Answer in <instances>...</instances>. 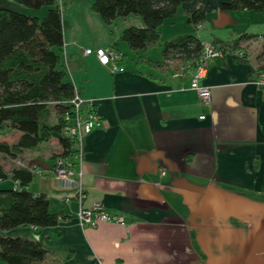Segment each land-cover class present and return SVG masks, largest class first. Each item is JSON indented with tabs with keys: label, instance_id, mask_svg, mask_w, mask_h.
I'll return each instance as SVG.
<instances>
[{
	"label": "crops",
	"instance_id": "crops-1",
	"mask_svg": "<svg viewBox=\"0 0 264 264\" xmlns=\"http://www.w3.org/2000/svg\"><path fill=\"white\" fill-rule=\"evenodd\" d=\"M92 1L62 0L61 64L65 80L91 101L104 126L82 137L80 155L76 145L62 157L55 138L14 157L4 154L2 168L31 171L28 189L44 193L49 211L60 215L53 226L0 233L38 242L47 251L44 264H264V91L253 80L264 72L256 59L261 36L252 31L259 29L257 14L231 11L239 24L228 27V39L215 36L218 25L205 28L210 35L189 26L166 34L161 26L160 48L183 34L203 43L254 35L247 45L259 37L242 59L226 50L209 60L200 79L211 92L204 102L190 88L187 61H164L161 49L159 55L151 47L135 52L121 40L125 28L143 26L139 16L107 26L90 9ZM105 47L122 54L120 69L84 53ZM8 134L10 142L0 141L14 143L21 133ZM58 157L70 164L73 179L80 173V204L78 186L65 187L52 173ZM14 186L0 180V189ZM95 203L121 215L124 225L81 227L79 206Z\"/></svg>",
	"mask_w": 264,
	"mask_h": 264
},
{
	"label": "trees",
	"instance_id": "trees-1",
	"mask_svg": "<svg viewBox=\"0 0 264 264\" xmlns=\"http://www.w3.org/2000/svg\"><path fill=\"white\" fill-rule=\"evenodd\" d=\"M20 5L38 9L46 6L42 19L0 5V132L8 127L21 134L16 142L0 141V153L14 157L23 149L34 148L55 138L62 148V157L74 154L76 141L62 132L64 104L73 98L72 84L65 80L61 64L63 27L60 0H14ZM190 0H93L90 9L109 26L117 18L139 16L142 27L130 26L121 33V40L132 51H141L158 44L162 23L176 16L178 8ZM225 11H264V0H225ZM187 22L197 27L206 20L203 8L187 13ZM256 59L263 63L264 32ZM255 36L242 33L231 41L213 40L210 44L224 53L226 50L247 51L244 42ZM203 42L193 34L178 35L161 44L164 61L180 59L191 67L199 62ZM242 50V51H241ZM260 74L255 75L256 80ZM52 114L55 120H51ZM31 171L13 168L8 174L0 165V180L18 184L0 189V231L19 226L48 227L57 223L60 214L49 211L44 193L28 189ZM47 251L32 240L9 237L0 233V259L6 264H44Z\"/></svg>",
	"mask_w": 264,
	"mask_h": 264
},
{
	"label": "built area",
	"instance_id": "built-area-1",
	"mask_svg": "<svg viewBox=\"0 0 264 264\" xmlns=\"http://www.w3.org/2000/svg\"><path fill=\"white\" fill-rule=\"evenodd\" d=\"M202 53L197 67L190 78V88L194 90L200 100L209 102L211 97L210 89L200 84V79L204 76L207 64L209 60L222 55V51L217 49L210 43L202 44ZM85 54L94 53L96 58L101 64H112L113 70L120 69L117 66V62L122 59V54L113 47L98 48L94 51L91 49L84 50ZM241 52H237V56H241ZM255 83L264 91V74H261L259 79ZM64 104L70 105L71 110H64L62 114V120L64 122L62 126V132L64 135L74 139L77 144L78 154L81 151L82 137L89 133L94 128H100L104 126L103 121L93 111L91 101H86L80 98L74 89V95L71 100ZM83 107H86L84 113H82ZM69 163L62 159V157L56 158L55 166L52 170L53 175L60 181L65 187L78 186V201L81 203V186H80V173L78 174V180L73 179V173L69 169ZM40 173V171L36 170ZM17 181L14 182L16 186ZM81 193V194H80ZM78 223L81 227L94 228L100 223H114L117 225H124V219L121 215L111 214L105 210L102 204L95 203L89 208H83L79 206L76 212Z\"/></svg>",
	"mask_w": 264,
	"mask_h": 264
},
{
	"label": "rangeland",
	"instance_id": "rangeland-1",
	"mask_svg": "<svg viewBox=\"0 0 264 264\" xmlns=\"http://www.w3.org/2000/svg\"><path fill=\"white\" fill-rule=\"evenodd\" d=\"M222 1H225V0H190V1H188L186 3L187 4L186 7L183 4L178 8V11H177V14L175 17H173L172 19H165L163 21L162 26L164 27L165 33L167 34L168 28L170 31L173 30L175 32L177 29L178 31H180L178 33H183L182 31L186 26H189L193 30L194 29L193 25L187 22V18H186L187 14L185 13V11H186V8L188 9V12H189L193 9L200 7V8H203L206 12V21H204V23H202L199 27L198 26L195 27L196 31H201L204 34L207 33L208 35H210V30L206 31L205 28L209 24H211L213 26L218 25L216 28L215 36L219 37L220 39H228V35L230 33H232V31H233L232 29L234 27L238 26L239 22H238V19L236 17H233V13L231 11H225V10L220 9V3ZM0 5L16 8V9L20 10V12H22V13L29 14L32 16H36L39 19H42L43 16L45 15V12H46V6H41L38 9H34V8H30V7H27L24 5H20V4L16 3L14 0H0ZM60 9H61V11L63 9L62 8V0H60ZM251 12H253L252 14H257V16H258L257 24L259 26L258 30H252V31H254L253 34L260 36L261 35L260 31L264 27V11L263 12L251 11ZM222 14H227V15H222ZM170 22H173L172 25L169 24ZM228 27H233V28H228ZM170 28H172V29H170ZM258 39H259V37L258 38L256 37L254 40H252L250 42L249 45L243 44V47H245V49H248L249 47H251V51L254 50L258 46ZM201 40L203 41V38H201ZM159 44H160V41L158 42V44L151 47L150 51L153 52L155 50L156 51L158 50V53L160 55V49L161 48H160ZM138 52H141V51H138ZM238 52H240V51H238ZM132 53H134V52H132ZM132 53L129 51V53L126 54L125 57H126L127 61H129V59L131 58ZM252 53H254V51ZM237 57H242V54H241V56H237ZM197 63L198 62H196L193 67H191V65H189V67H190L189 71H190V73L192 72L191 76L194 73V71L198 65ZM207 67H208V64H207ZM260 75H259V77H260ZM259 77L254 81H257L259 79ZM53 117H54V115H53ZM8 132H10V133L13 132L15 135L20 134V132L18 130L5 127L0 132V139L6 138L10 142L13 139V137L11 136L12 134H8ZM3 156H4V154L0 153V162H2L4 160ZM8 158H10V157H8ZM8 160L9 161H7L6 165L10 164L12 159L10 158Z\"/></svg>",
	"mask_w": 264,
	"mask_h": 264
}]
</instances>
